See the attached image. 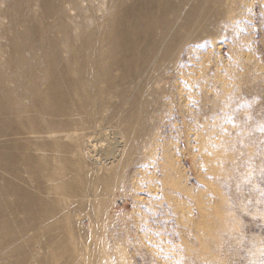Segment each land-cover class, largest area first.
I'll use <instances>...</instances> for the list:
<instances>
[{
  "label": "rangeland",
  "instance_id": "rangeland-1",
  "mask_svg": "<svg viewBox=\"0 0 264 264\" xmlns=\"http://www.w3.org/2000/svg\"><path fill=\"white\" fill-rule=\"evenodd\" d=\"M79 51L105 94L12 115L18 53ZM0 89L44 131L0 137V264H264V0H0Z\"/></svg>",
  "mask_w": 264,
  "mask_h": 264
},
{
  "label": "bare ground",
  "instance_id": "bare-ground-1",
  "mask_svg": "<svg viewBox=\"0 0 264 264\" xmlns=\"http://www.w3.org/2000/svg\"><path fill=\"white\" fill-rule=\"evenodd\" d=\"M68 54H66V56H61V54H50L48 52H44L40 55L30 54L28 56H25L23 54L20 55L19 53L17 54V59H15L13 67L9 70L6 76V78H8L9 80L16 81V84L13 88L14 93H11L9 97V101H12V105L14 106L13 110H11L13 116L20 119L22 117L25 118L24 116H28L26 118L32 120V114L34 112H37L40 115L55 112L56 105L58 104V106L60 107V103L65 99V97L70 96L71 94H73L74 96L78 95L80 97L83 94L84 90L88 88H90L89 90L91 93L92 91H95L99 95L107 91L105 87L96 86L97 78L101 71H103V68L100 65L101 61L104 60L103 54L93 52L85 53L83 51L71 53L68 52ZM0 96V121L3 122L5 113H9L7 103H3V99L8 100L7 89H0ZM78 99L83 100L82 96ZM25 100L28 101L27 104L25 103ZM72 104H75V100ZM73 108V112H71L70 109L60 107L57 112L60 114L74 115L80 114L84 111L81 110L80 106L77 104H75ZM35 119H37V117ZM42 128L43 126H38L37 129L32 130L29 133L21 130L19 134L20 136L26 135L28 137L38 138L44 133L43 130H39ZM19 134H14V132L10 130L8 124L5 125L3 123L0 128V137L3 135L14 137L19 136ZM31 134H34V136H31ZM99 152L97 151L95 157L100 158L101 161H104V166H109L110 164H112V162L114 163V161L117 160V145L105 149V152ZM97 158L96 161H98ZM8 159H6L7 161L0 160L1 169L10 172V174L13 176H18V174H20V170L15 164V158L9 156ZM25 165L26 169L24 173H26L27 175L24 174V176H27L28 181L32 183H38L36 189L40 190L39 193H45V191L47 192L46 187H44L43 184L41 185L43 181L38 177L39 173H37L35 166L31 163H26ZM14 190L15 191L11 190L10 192H13L14 194H17L19 196L20 192L23 191L22 193L25 192L24 196L35 201V198L33 196L34 194L30 191L29 188H21L14 185ZM21 196L23 197V195ZM25 199L23 200L25 201ZM30 201H28L27 204L25 203L26 205L22 203L23 207L26 206L27 208H29L30 205L28 204L30 203ZM35 205L38 206L37 204Z\"/></svg>",
  "mask_w": 264,
  "mask_h": 264
}]
</instances>
